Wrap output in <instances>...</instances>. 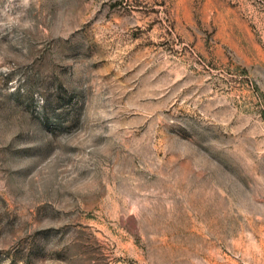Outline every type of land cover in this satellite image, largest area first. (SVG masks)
<instances>
[{
    "label": "rangeland",
    "instance_id": "rangeland-1",
    "mask_svg": "<svg viewBox=\"0 0 264 264\" xmlns=\"http://www.w3.org/2000/svg\"><path fill=\"white\" fill-rule=\"evenodd\" d=\"M0 264H264V0H0Z\"/></svg>",
    "mask_w": 264,
    "mask_h": 264
}]
</instances>
